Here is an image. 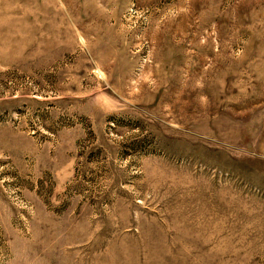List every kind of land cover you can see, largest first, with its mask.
<instances>
[{"label": "rangeland", "instance_id": "rangeland-1", "mask_svg": "<svg viewBox=\"0 0 264 264\" xmlns=\"http://www.w3.org/2000/svg\"><path fill=\"white\" fill-rule=\"evenodd\" d=\"M0 264H264V0H0Z\"/></svg>", "mask_w": 264, "mask_h": 264}]
</instances>
